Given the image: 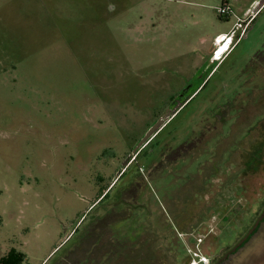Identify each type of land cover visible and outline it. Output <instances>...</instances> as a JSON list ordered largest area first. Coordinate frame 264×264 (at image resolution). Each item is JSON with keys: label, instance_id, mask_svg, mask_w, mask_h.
I'll use <instances>...</instances> for the list:
<instances>
[{"label": "rangeland", "instance_id": "1", "mask_svg": "<svg viewBox=\"0 0 264 264\" xmlns=\"http://www.w3.org/2000/svg\"><path fill=\"white\" fill-rule=\"evenodd\" d=\"M263 209L264 0H0V264L219 258Z\"/></svg>", "mask_w": 264, "mask_h": 264}, {"label": "water", "instance_id": "2", "mask_svg": "<svg viewBox=\"0 0 264 264\" xmlns=\"http://www.w3.org/2000/svg\"><path fill=\"white\" fill-rule=\"evenodd\" d=\"M261 3L257 11L262 7ZM178 109V108H177ZM173 111L167 110L161 115L155 123L145 132L137 147L133 151L136 155L144 148L149 141L159 132L164 124L171 118ZM256 225V226H255ZM251 228L249 235L243 240L246 234L236 245L237 247L229 252L217 264H264V209L261 219Z\"/></svg>", "mask_w": 264, "mask_h": 264}, {"label": "built area", "instance_id": "3", "mask_svg": "<svg viewBox=\"0 0 264 264\" xmlns=\"http://www.w3.org/2000/svg\"><path fill=\"white\" fill-rule=\"evenodd\" d=\"M249 11V10H248ZM247 11V12H248ZM218 14L219 15H224V16H229L231 14V9L229 8V6L227 4H223L219 9H218ZM241 27L240 25V19L237 20V22L235 23V27L234 29H232L230 32L225 33L223 35H219L217 37L214 38L212 44L214 45V50L212 53V60H219L221 58V56L227 52L229 50V48L231 47L233 40L237 39V37H235V31L237 29H239ZM219 38H221V41L218 42ZM224 47V48H223ZM221 48H223L222 50H220ZM223 53H219L222 52ZM187 264H208V259L200 256L196 251H194L191 254V257L188 261Z\"/></svg>", "mask_w": 264, "mask_h": 264}, {"label": "trees", "instance_id": "4", "mask_svg": "<svg viewBox=\"0 0 264 264\" xmlns=\"http://www.w3.org/2000/svg\"><path fill=\"white\" fill-rule=\"evenodd\" d=\"M153 143L152 142H150L149 144H148V146L150 145H152ZM147 146V147H148ZM146 147V148H147ZM258 148H257V150H256V148L253 150V151H251L252 152V154L250 155V157H249V159H248V162H246V164H247V166L249 167V168H251L256 162H258V160H259V157H258ZM258 153V154H257ZM24 260V258H23V256H20V255H17V254H14V253H12V251L8 254V256H7V258H5V259H2L1 260V264H23V261Z\"/></svg>", "mask_w": 264, "mask_h": 264}, {"label": "flooded vegetation", "instance_id": "5", "mask_svg": "<svg viewBox=\"0 0 264 264\" xmlns=\"http://www.w3.org/2000/svg\"><path fill=\"white\" fill-rule=\"evenodd\" d=\"M252 83H254V81H253ZM255 226H256V225H255ZM255 226L253 227V229L255 228ZM253 229H252V230H253ZM252 230H251V231H252ZM251 231H250V232H251ZM250 232H249V233H250ZM249 233L243 238V240L249 235ZM243 240H242V241H243ZM242 241H241V242H242ZM241 242H240V243H241ZM240 243H239V244H240ZM237 246H238V245H237ZM237 246L235 245V246L230 250V252H231L232 250H234ZM225 256H226V254H225ZM225 256H223V257L221 256V257H219V258H218V257L215 258V256H213V257H211V258H208V264H217V263H218L221 259H223Z\"/></svg>", "mask_w": 264, "mask_h": 264}, {"label": "crops", "instance_id": "6", "mask_svg": "<svg viewBox=\"0 0 264 264\" xmlns=\"http://www.w3.org/2000/svg\"><path fill=\"white\" fill-rule=\"evenodd\" d=\"M247 10H249V9H247ZM225 33H228V32H222V33H219V34H217L215 37H217V36H219V35H223V34H225ZM214 37V38H215ZM214 38H213V40H214ZM213 42V41H212Z\"/></svg>", "mask_w": 264, "mask_h": 264}, {"label": "bare ground", "instance_id": "7", "mask_svg": "<svg viewBox=\"0 0 264 264\" xmlns=\"http://www.w3.org/2000/svg\"><path fill=\"white\" fill-rule=\"evenodd\" d=\"M221 41V38H219V40H218V42H220ZM224 48V47H223ZM223 48H221L220 50H222ZM219 53H223V51L222 52H219Z\"/></svg>", "mask_w": 264, "mask_h": 264}]
</instances>
